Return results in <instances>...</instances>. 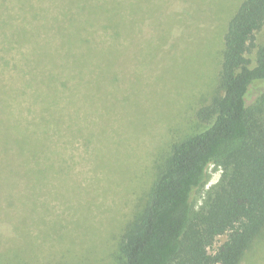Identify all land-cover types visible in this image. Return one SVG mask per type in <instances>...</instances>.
<instances>
[{"label":"rangeland","instance_id":"374dc122","mask_svg":"<svg viewBox=\"0 0 264 264\" xmlns=\"http://www.w3.org/2000/svg\"><path fill=\"white\" fill-rule=\"evenodd\" d=\"M90 1L79 19L93 24L74 46L79 58L57 61L71 68L68 85L43 126L32 97L41 3L0 0V97L13 102L0 100V132L16 154L0 151V264H119L122 233L173 145L206 127L197 110L221 92L223 36L243 0H107L109 13ZM263 91L254 83L248 102ZM221 173L208 166L195 209ZM240 264H264V230Z\"/></svg>","mask_w":264,"mask_h":264},{"label":"trees","instance_id":"16d2710c","mask_svg":"<svg viewBox=\"0 0 264 264\" xmlns=\"http://www.w3.org/2000/svg\"><path fill=\"white\" fill-rule=\"evenodd\" d=\"M39 2L44 67L32 97L44 126L50 120L54 101L65 94L68 85L66 71L71 68L57 61L79 58L74 46L84 41L81 34L85 23L93 22L90 17L79 19L81 11L89 10L90 0ZM110 2L96 0L106 13L112 10ZM263 25L264 0H243L228 21L221 52V92L197 110L198 119L206 127L173 145L150 201L122 233L119 264H240L262 234L264 91L252 103L248 96L254 83L264 82V43H255L256 32ZM256 46L252 65L247 54ZM0 100L6 101L2 97ZM6 102L8 106L13 103ZM3 139H7L4 129L0 132V141ZM0 144L4 145L0 151L16 156L9 140ZM212 163L221 166V176L195 209L192 194L206 182ZM221 235L227 238L210 251Z\"/></svg>","mask_w":264,"mask_h":264}]
</instances>
